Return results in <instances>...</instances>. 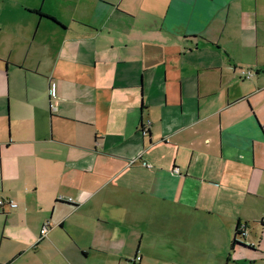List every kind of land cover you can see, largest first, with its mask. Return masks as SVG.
Wrapping results in <instances>:
<instances>
[{"label": "crops", "instance_id": "0c3cea01", "mask_svg": "<svg viewBox=\"0 0 264 264\" xmlns=\"http://www.w3.org/2000/svg\"><path fill=\"white\" fill-rule=\"evenodd\" d=\"M263 3L0 0V264H264Z\"/></svg>", "mask_w": 264, "mask_h": 264}, {"label": "built area", "instance_id": "2783aa9c", "mask_svg": "<svg viewBox=\"0 0 264 264\" xmlns=\"http://www.w3.org/2000/svg\"><path fill=\"white\" fill-rule=\"evenodd\" d=\"M253 74V70L252 69H249V68H241L240 69V75L243 76V77H249ZM53 85H54V80L51 78L49 79L48 81V91H49V95L52 96L53 95ZM150 123V121L148 120L147 121V125ZM145 129V128H144ZM143 164H146V162L144 161ZM174 170L177 172L178 171V168L175 167ZM16 203H14L13 201L11 202V205H15ZM47 226H48V223H44L43 226L40 228V232H44L46 229H47ZM240 227L243 228V226L240 225ZM246 232V230L244 229L243 230V234ZM139 255H137L135 257V261H133V264H137V259H139ZM125 264H129L130 261H125L124 262ZM132 263V261H131Z\"/></svg>", "mask_w": 264, "mask_h": 264}, {"label": "rangeland", "instance_id": "374dc122", "mask_svg": "<svg viewBox=\"0 0 264 264\" xmlns=\"http://www.w3.org/2000/svg\"><path fill=\"white\" fill-rule=\"evenodd\" d=\"M263 2H264V0H263ZM263 5H264V3H263ZM14 10H16V9H14ZM18 10V9H17ZM16 10V11H17ZM261 27V29L263 30V32H262V35L260 36L261 37V40H262V42H261V47H260V51H262V49H264V25H263V23L261 22L260 24H259V28Z\"/></svg>", "mask_w": 264, "mask_h": 264}, {"label": "trees", "instance_id": "16d2710c", "mask_svg": "<svg viewBox=\"0 0 264 264\" xmlns=\"http://www.w3.org/2000/svg\"><path fill=\"white\" fill-rule=\"evenodd\" d=\"M243 230L244 229L242 227H240V225L238 224L237 227H236V229H235V236L243 235Z\"/></svg>", "mask_w": 264, "mask_h": 264}]
</instances>
